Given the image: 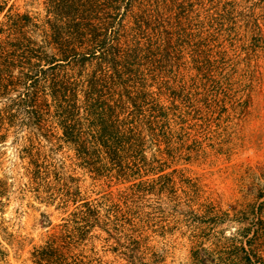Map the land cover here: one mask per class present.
<instances>
[{
    "label": "rangeland",
    "instance_id": "374dc122",
    "mask_svg": "<svg viewBox=\"0 0 264 264\" xmlns=\"http://www.w3.org/2000/svg\"><path fill=\"white\" fill-rule=\"evenodd\" d=\"M63 2L52 19L44 0H0V29L27 15L34 55L68 60L47 75L77 91L95 75L138 149L119 179L95 159L97 178L56 129L24 147L16 126L0 145V264H264V0ZM89 29L127 57L113 78ZM79 200L100 206L89 223Z\"/></svg>",
    "mask_w": 264,
    "mask_h": 264
},
{
    "label": "trees",
    "instance_id": "16d2710c",
    "mask_svg": "<svg viewBox=\"0 0 264 264\" xmlns=\"http://www.w3.org/2000/svg\"><path fill=\"white\" fill-rule=\"evenodd\" d=\"M44 1L51 16L55 17L52 19H56L63 11L69 12L72 7L71 4L65 5L63 0ZM29 19L27 15H14L3 25L5 29H0V145L6 144L16 126H20L25 132L20 137L24 147L33 143L37 136L48 140L46 135L54 128L60 134L59 139L73 149L77 160L82 162L83 169L98 178L100 165L103 164L114 174L113 178L119 179L120 159L126 153L138 149L136 136L124 134L113 125L111 119L119 109L99 95L102 86L96 82L95 75L88 76L79 91L70 88V84L63 78L47 75V72L56 69L58 63H67L68 60L62 57L61 53V59L51 62L34 55L35 49L31 47L30 42L34 43L27 37L26 29L24 30ZM50 22L52 21L49 19L43 22L46 24L43 33L46 38H55L58 30L54 25L48 27ZM134 27L143 28L144 24L134 23ZM79 32L77 22V34ZM88 32L92 40L85 45L86 50L92 48L90 56L99 58L101 64L107 65L110 77L113 78V75L118 73V65L123 64L127 57L113 53L110 48L106 50L102 41L95 39V31L89 29ZM21 113H24V116H21ZM82 120L87 124L84 130L81 129L83 124H79ZM39 141L41 142L40 139ZM27 157L32 182L36 167L38 171L40 167L36 165L31 153ZM95 159L100 160V165L94 163ZM121 200L122 197L113 198L110 193L106 202L115 206V209H120ZM72 202L73 200H69L67 205ZM99 208L98 204L93 205L83 200L74 204L75 211L81 216V224L90 222V213L93 218L96 217Z\"/></svg>",
    "mask_w": 264,
    "mask_h": 264
}]
</instances>
